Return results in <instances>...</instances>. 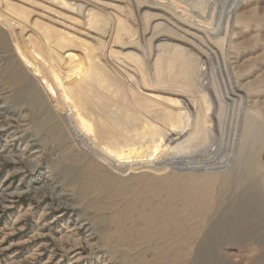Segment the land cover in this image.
<instances>
[{"label":"rangeland","instance_id":"rangeland-1","mask_svg":"<svg viewBox=\"0 0 264 264\" xmlns=\"http://www.w3.org/2000/svg\"><path fill=\"white\" fill-rule=\"evenodd\" d=\"M28 1L0 0L36 21L0 17V264H264V0Z\"/></svg>","mask_w":264,"mask_h":264},{"label":"bare ground","instance_id":"bare-ground-1","mask_svg":"<svg viewBox=\"0 0 264 264\" xmlns=\"http://www.w3.org/2000/svg\"><path fill=\"white\" fill-rule=\"evenodd\" d=\"M105 1V0H104ZM106 1H111V0H106ZM120 1V0H119ZM21 2H23V3H25V2H29L28 0H21ZM77 2H79V4L81 5V7H82V5H83V7H84V5H85V1L84 0H77ZM97 2H99V1H94L93 2V4L92 5H90L93 9H95L94 7H95V4L96 5H100V4H97ZM36 3H38L37 1H36ZM35 2H33L32 0H31V4L34 6V8H35V10H36V12H39L38 11V9H39V6L41 5L40 3H38V4H36ZM100 3V2H99ZM142 5H146L147 4V2L145 1V2H142L141 3ZM61 6V5H60ZM107 6H109V5H107ZM106 6V7H107ZM43 7V6H42ZM67 7V6H66ZM64 8L63 10H64V12H68V14H70L71 16L72 15H74L75 14V10H76V6L75 5H73V6H70V8L68 7V8ZM91 8V9H92ZM153 8H155V10H158V11H161V12H164V13H168L167 12V10L166 9H163V8H160L159 6H156V7H153ZM62 10V11H63ZM98 10V9H97ZM154 10V9H153ZM33 11V10H32ZM43 11V10H42ZM78 11V10H77ZM104 11V10H103ZM94 12V11H93ZM41 13V12H40ZM40 13H38V14H40ZM100 13H101V11L98 13V11H97V13L96 14H94V15H96V16H94V15H92V16H94L96 19H97V22L99 21H101V19H102V17L103 16H100ZM32 15V14H31ZM30 14H28V13H26L25 12V9H23L22 7H17V8H5L4 7V9L2 10V11H0V17H2V18H4V17H6L5 19L7 20V17H10V19L8 20L9 22H12V24H14V23H19V25L21 24L20 22H24V28L23 27H21V28H23L22 29V31L23 32H26V34H27V36H29V37H33L34 36V34H35V32H34V29H35V26H36V21L33 19V17L31 16ZM38 17V16H37ZM38 19V18H37ZM54 20H55V18H54ZM84 22V21H83ZM89 22L91 23L92 21H90L89 20ZM179 22V21H178ZM54 23H56L55 21H54ZM101 23V22H100ZM183 23V22H182ZM17 24H15V25H17ZM60 24H61V22H60ZM22 25V24H21ZM49 25H51L50 23H49ZM81 25V24H80ZM85 25H89L88 23L87 24H85ZM185 25V24H184ZM62 26H64V25H62ZM49 27V26H48ZM55 27H56V25H51V29H53V30H55ZM79 27V26H78ZM84 27V26H83ZM86 27V26H85ZM89 27V26H88ZM88 27H86V28H88ZM189 28V27H188ZM85 29V28H84ZM21 30V29H20ZM52 31V30H51ZM56 31L58 32L59 31V34L61 33L62 34V36L64 37V35H65V33L68 31V29L64 26V27H61L60 29H56ZM83 31V30H82ZM80 32V31H79ZM54 33V32H53ZM83 33V32H82ZM22 34V33H21ZM49 34H51V33H49ZM56 34V33H55ZM60 34V35H61ZM39 35V34H38ZM60 35H59V37H60ZM35 36H36V34H35ZM50 36V35H49ZM57 36V35H56ZM104 37V36H103ZM81 38H82V36H81ZM130 39V38H129ZM79 40H81V39H79ZM134 40V39H133ZM82 41H83V39H82ZM132 41V40H131ZM78 42V41H77ZM84 42V41H83ZM133 42V41H132ZM76 44H78V43H76ZM81 45V44H80ZM139 45H140V43H139ZM139 45H138V47H139ZM47 46V45H46ZM133 46V45H132ZM134 46H136V45H134ZM77 47V46H76ZM76 47H74V48H76ZM80 47V46H79ZM131 47V46H130ZM129 47V48H130ZM152 47H153V44H152ZM49 48V47H48ZM69 49V48H68ZM81 49V48H80ZM75 51V50H74ZM71 52V51H70ZM74 53V52H73ZM85 53V51L83 52V54ZM67 54V53H66ZM79 54V53H78ZM82 54V55H83ZM74 55H76L75 53H74ZM67 56V55H66ZM77 56V55H76ZM75 56V57H76ZM85 56V55H84ZM38 67L40 68V70H42V73H41V71H40V73L42 74V75H44V76H51V75H54V74H58V73H66L65 71H63L62 69H60L58 66H57V64H54V62H53V60H54V57H52V56H47V57H45V56H42V55H39L38 57ZM69 58H72L71 56L69 57ZM161 64V63H160ZM84 65V64H83ZM87 65V64H86ZM87 67V66H86ZM85 67V68H86ZM89 67V66H88ZM87 67V68H88ZM84 68V67H83ZM163 69V68H162ZM85 72V71H84ZM68 73V72H67ZM160 81V80H159ZM46 85H47V87H48V89L50 90V88H51V86L49 85V84H47L46 83ZM63 104V103H62ZM199 133V132H198ZM183 161L182 162H187V158H183L182 159ZM181 162V163H182ZM186 164V163H185ZM246 165V164H245ZM184 166V165H183ZM182 166V167H183ZM233 166H236V165H233ZM244 167H247V166H244ZM231 168V167H230ZM229 168V169H230ZM223 170H224V168H223ZM154 172V171H153ZM224 172H226V170L224 171ZM224 172H222V173H224ZM155 173H156V171H155ZM165 173V172H164ZM217 173V172H216ZM227 173V172H226ZM208 175V174H207ZM224 175H225V173H224ZM226 176V175H225ZM206 177V176H205ZM209 178V177H208ZM204 179V178H203ZM213 179H214V176H213ZM232 179V178H231ZM235 179V178H234ZM233 179V180H234ZM244 179H246V178H244ZM208 180V179H207ZM212 180V179H211ZM247 180V179H246ZM213 181V180H212ZM243 181V178H236V180H235V182H236V186H242L241 185V182ZM211 182V181H210ZM204 183V182H203ZM205 183H206V181H205ZM229 184L231 185L232 183H231V181H230V178L227 176L226 178L224 177V179L222 180V182H221V185H220V193L221 194H225L228 190H229ZM205 185V184H204ZM244 185V184H243ZM209 186V185H208ZM204 187V188H203ZM203 187H201V189L196 193V195L194 196V195H192V193L189 191V189H186L185 188V191L183 192L184 193V195L183 196H185V199L183 198V200L181 199V201H183V202H187L188 201V204L186 205V206H191V205H194L195 206V204H197V206H199V205H202L203 206V204H205V199L206 200H210L209 198V194H211V192H212V188L211 187H209V188H207V186H203ZM149 189V188H148ZM183 190V189H182ZM147 192V191H146ZM152 192V191H151ZM155 193H157L158 194V192H156L155 191ZM154 193V194H155ZM153 194V195H154ZM181 195V196H182ZM155 197V196H154ZM159 197V196H158ZM150 199V198H149ZM151 199H153V198H151ZM155 199H157V198H155ZM154 200V199H153ZM210 201H212V200H210ZM204 202V203H203ZM208 202L209 201H206V203L208 204ZM208 206H209V204H208ZM207 206V208L209 209V207ZM189 208H191V207H189ZM188 208V209H189ZM195 208H197V207H195ZM210 208H211V206H210ZM211 210V209H210ZM263 217V216H262ZM195 218V217H194ZM262 225H261V230L263 231V233H264V217L262 218Z\"/></svg>","mask_w":264,"mask_h":264}]
</instances>
